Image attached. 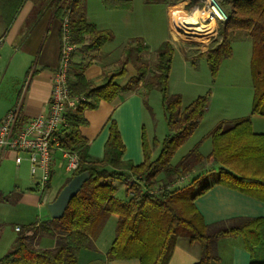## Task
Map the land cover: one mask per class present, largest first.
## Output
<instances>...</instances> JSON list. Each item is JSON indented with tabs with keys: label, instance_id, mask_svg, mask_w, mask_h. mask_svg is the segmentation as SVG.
Wrapping results in <instances>:
<instances>
[{
	"label": "trees",
	"instance_id": "1",
	"mask_svg": "<svg viewBox=\"0 0 264 264\" xmlns=\"http://www.w3.org/2000/svg\"><path fill=\"white\" fill-rule=\"evenodd\" d=\"M147 1L163 3L167 7L187 2L188 11L200 3V0ZM217 1L228 19L220 24V40L200 56L207 59L212 76H216L222 61L233 55L235 34L247 32L253 40L254 97L251 114L264 117V0ZM25 2L0 0L3 19L11 23ZM103 2L107 7L127 11L133 8V0ZM68 11H71L72 36L76 44H83L85 36L90 35L92 41L87 50L93 51L103 48L112 39L110 31L99 30L95 24L88 22L86 0H59L56 16L61 24ZM140 50L149 51V48L141 47ZM173 50L170 42L159 48L160 61L155 69L137 62V77L124 87L116 81V76L126 74V64L119 74L107 75L100 86L86 79L84 65L72 67V93L84 96L85 100L67 113L66 124L56 134L58 144L53 145L69 155H76L79 166L70 173L59 193L76 175L89 172L91 177L72 199L62 218L22 231L15 250L3 256L0 264H79L81 252L95 247V240L112 215L117 217L115 239L104 260L96 259L89 264L134 259L140 264H169L180 238L201 244L202 257L196 264H211L214 259L213 243L227 237L242 238L251 255L250 264H264V217H242L207 224L196 205V201L215 185L264 202V133L254 131L251 116L222 122L209 135L212 141L209 154L204 155L200 151L203 139L179 163L173 164V156L205 117L210 100V94H207L183 106L180 95L170 94ZM155 86L162 94L165 119L170 130L161 143L159 155L153 159L145 141V161L142 164L124 161L126 147L116 121L112 120L103 158L91 156L89 140L82 134V128L88 124L86 111L98 109L102 102H113L122 93L139 91L146 102ZM20 124L21 117L17 127ZM203 164H207L209 170L217 171L216 180L187 193L185 188L194 181L193 172ZM188 179L190 182L185 184ZM178 181L182 183H176ZM117 182L127 185L126 199L117 197ZM176 184L179 185L175 187ZM38 235L56 237V247H37L34 241Z\"/></svg>",
	"mask_w": 264,
	"mask_h": 264
},
{
	"label": "crops",
	"instance_id": "2",
	"mask_svg": "<svg viewBox=\"0 0 264 264\" xmlns=\"http://www.w3.org/2000/svg\"><path fill=\"white\" fill-rule=\"evenodd\" d=\"M58 2L59 0H26L11 23H7L3 19L0 9V37H5V43L0 50V123L16 107L20 108V127L37 116H47L49 113L52 93L51 81L59 65L61 50L62 24L56 16ZM102 8H97L99 15L94 9V14L86 2V18L99 30L110 31L113 35L112 39L103 48L88 51L87 47L92 40L90 35H86L84 43L79 44L74 54L72 67L84 65L86 79L94 85L100 86L107 75L119 74L126 64V74L116 76V81L124 87L129 84L130 80L137 77V63L130 58L126 45L118 47L112 45L116 38L114 28L111 26V22L104 19L102 13L105 9ZM104 15L108 17L106 12ZM147 47L149 48V46ZM183 52L191 54L189 51L183 50ZM141 95L139 91L130 94L122 93L113 102H102L98 109L86 111L88 124L82 128V134L89 140L91 156L103 158L105 144L110 135L111 121L115 120L126 147L122 159L132 161L135 165H140L145 161L144 142L146 141L149 148L150 144L146 131V109ZM214 97L215 95H212L209 100L206 115L211 112V107L215 106ZM250 100L252 99L250 98ZM235 114L226 118L219 115L215 119L212 129L210 128L206 135L197 141L196 145L204 139L200 146L201 149L213 128L220 123L251 116L248 105ZM206 115L192 136L199 128H202L203 124H206ZM252 119L254 131L264 133V130L259 127L262 122L254 116ZM19 155L23 157L21 164L16 162ZM69 160L70 157H67L62 150L53 147L51 185L54 175L58 171H64L66 176H70V172L67 171ZM28 161L26 153L0 148L1 246L4 244V239H7L9 240L7 244L9 243L12 247L22 231L35 226L37 228L40 224L52 220L49 211H44V207L51 203L60 190L53 195L49 203L42 204ZM115 185L118 188L117 197L126 199L127 185L121 182H117ZM196 205L207 224L242 219V217L254 219L264 217V202L222 185L212 187L196 201ZM115 221L117 222V219ZM52 238L53 240L49 241L38 235L34 242L39 248L52 249L58 242L56 237ZM98 240L101 241V235L94 242L96 248ZM212 250L214 259L211 264H250L251 255L244 247L240 237L217 240L213 243ZM105 254L106 252L103 251L102 255L105 256ZM5 255L0 254V259ZM201 257L202 246L200 243H191L186 238H180L168 263L196 264L201 260ZM108 264H140V261L137 259L119 260Z\"/></svg>",
	"mask_w": 264,
	"mask_h": 264
},
{
	"label": "rangeland",
	"instance_id": "3",
	"mask_svg": "<svg viewBox=\"0 0 264 264\" xmlns=\"http://www.w3.org/2000/svg\"><path fill=\"white\" fill-rule=\"evenodd\" d=\"M86 2L88 6L90 5L94 14L95 11L97 15L100 14L97 10L99 7L105 9L104 12L107 13L108 17H105L103 12L104 19L107 20V22H111L116 36L112 45H115V47L126 45L127 49H129L128 54L130 58L136 61V63L139 62L142 65H149L155 69L156 64L160 61L159 48L171 39L170 42L174 47V52L173 61L171 63L172 70L169 81V92L171 95H180L183 100V106L189 105L200 96L210 94L211 99L212 95H215L216 100L215 97L213 98L215 106L213 105L211 107V112L206 115V124H203L202 128H199L200 130L198 129L194 136L189 138L188 141L178 149L173 156V164L179 163L181 159L195 147L196 143H198L197 141L201 140L210 128L212 129L213 123L219 115L225 118L231 117L236 115L235 113L239 110L247 107V105L250 114L252 113V100L254 97L251 61L253 56V40L247 32H238L235 34L232 41L233 55L231 58L222 61L221 68L216 76H212L213 74L210 64H208L209 62H207L205 57L200 56V53L207 52L220 40L219 27L221 22L224 21H220V19L216 17L217 19L214 20V26H212V20L209 19V16L207 18H199L201 24L212 26L205 34V41L192 39L184 40L179 37L177 33H173L172 18L169 15L177 9L181 10V12L187 16H192L196 11H209L210 6L206 0H200V3L191 11L186 9L187 2L169 6V9H167V6L163 3H153L147 0H133V8L128 11L123 8L107 7L103 0H86ZM147 46H149V51L143 50L141 52V50H139L141 47ZM183 50L189 51L191 54H185ZM159 90L158 86H155L148 94L146 102L143 95H141L146 109V131L153 159L159 155L160 149L162 148L161 143L165 136L170 134L165 119L162 94ZM250 98L252 100H250ZM252 116L262 122L260 126H258L264 130V117L251 114V118ZM200 151L204 154H208L211 151L210 137L206 139ZM208 168L207 164H203L193 172L194 181L185 188L187 193L197 191L216 180L218 175L217 171L214 169L209 170ZM63 173L64 171H58L57 174L54 175L50 188L49 200H51L53 195L62 188L69 177ZM159 178L162 179V176L160 175ZM188 182H190L189 179L184 183L186 184ZM176 183H179V181ZM181 183L182 181L179 184ZM179 184H176L175 187ZM55 198L52 199L51 202H53ZM48 205H45L44 211L48 210ZM110 218L112 219L108 220L107 223L103 225L104 227L100 232L101 241H97L98 247L82 251L79 264H89L100 258L103 260L105 259L102 252L108 251L116 235L115 219H117V217L112 215ZM8 233L9 232H7V235H9ZM43 237L49 241L53 240V238L49 236ZM7 242H9V240L4 239V244L2 246L0 244V254H9L15 250L16 245L14 244L10 247V244H7Z\"/></svg>",
	"mask_w": 264,
	"mask_h": 264
},
{
	"label": "built area",
	"instance_id": "4",
	"mask_svg": "<svg viewBox=\"0 0 264 264\" xmlns=\"http://www.w3.org/2000/svg\"><path fill=\"white\" fill-rule=\"evenodd\" d=\"M206 1L210 6L209 19L216 20V17H218L211 11V2H214L221 10L222 17H218L220 21H226L228 19L227 14L221 9L217 0ZM70 13L71 11H68V14L62 21L60 59L51 81L52 93L48 115L37 116L31 119L26 125L17 127V122L20 118V108L16 107L0 123V148L18 153H26L28 155L31 174L37 184V190L40 194L42 204L50 202L49 197L53 174V143L58 144L56 134L66 124L67 113L75 110L85 100L84 96H74L70 87V73L73 58L79 47V44L73 41ZM172 24L174 28L173 33H177L178 35H181L182 32L183 34H187L190 31L189 26L185 24L180 25L173 21ZM4 43L5 37L1 36L0 50ZM64 154L70 157L67 171L72 173L79 166L78 157L76 155H69L66 152ZM16 162L21 164L23 157L19 155L16 158Z\"/></svg>",
	"mask_w": 264,
	"mask_h": 264
},
{
	"label": "bare ground",
	"instance_id": "5",
	"mask_svg": "<svg viewBox=\"0 0 264 264\" xmlns=\"http://www.w3.org/2000/svg\"><path fill=\"white\" fill-rule=\"evenodd\" d=\"M212 8L211 11L214 15L218 17H222L221 10L217 7L214 2H211ZM172 11V10H171ZM209 11H196L192 16H187L184 13L181 12V10L177 9L174 10L171 13L172 21L178 24H185L186 26H189V32L187 34H183L182 36L178 35L179 37L183 38L184 40L192 39V40H199V41H205V34L212 26H214V19L212 20V26L201 24L199 18H207L209 16ZM192 30V31H191ZM177 35V34H176Z\"/></svg>",
	"mask_w": 264,
	"mask_h": 264
},
{
	"label": "water",
	"instance_id": "6",
	"mask_svg": "<svg viewBox=\"0 0 264 264\" xmlns=\"http://www.w3.org/2000/svg\"><path fill=\"white\" fill-rule=\"evenodd\" d=\"M89 172L76 175L70 183L64 187L57 198L49 203L48 211L53 220L60 219L64 216L70 202L78 195L85 182L90 179Z\"/></svg>",
	"mask_w": 264,
	"mask_h": 264
}]
</instances>
